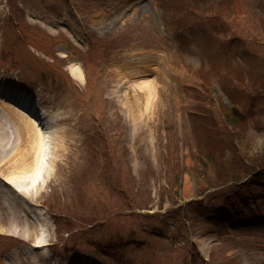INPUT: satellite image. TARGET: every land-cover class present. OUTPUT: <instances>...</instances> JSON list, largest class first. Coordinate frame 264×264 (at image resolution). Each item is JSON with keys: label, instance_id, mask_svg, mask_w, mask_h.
Returning <instances> with one entry per match:
<instances>
[{"label": "rangeland", "instance_id": "rangeland-1", "mask_svg": "<svg viewBox=\"0 0 264 264\" xmlns=\"http://www.w3.org/2000/svg\"><path fill=\"white\" fill-rule=\"evenodd\" d=\"M4 82L61 128L33 175L46 244L0 204V264H264V0H0ZM227 144L244 166L202 163Z\"/></svg>", "mask_w": 264, "mask_h": 264}, {"label": "bare ground", "instance_id": "bare-ground-1", "mask_svg": "<svg viewBox=\"0 0 264 264\" xmlns=\"http://www.w3.org/2000/svg\"><path fill=\"white\" fill-rule=\"evenodd\" d=\"M68 70L73 78L76 80L81 79L82 72L78 63H72L68 66ZM141 84H143V87L148 92L152 93V84L149 85L148 81H143ZM12 86L13 85L7 84L6 82L1 84L0 88L6 89L4 92V97H6V99L12 98L16 100V102L30 105L34 110L39 112L40 116L38 117L40 121L42 116L45 117L49 115L37 98L30 92L17 87V85H14L15 87ZM8 103L9 102L0 98V106L5 111V116L15 128L2 118L0 114V170L5 172L10 168L16 169L20 171L22 176L19 172H15V170L9 171L8 175H4V173L0 171V178L2 182H4V184L0 183V204L11 210V224L18 227L21 225L19 221L21 219V211L25 210V212L28 213L36 225L40 227L38 230L41 232L37 231V229L35 230L36 235L39 232V238L34 241L33 245L35 248L40 249L46 244L47 236L44 231L47 229V223L43 212L33 201L34 189L41 185L40 181H33V175L37 174L41 168L42 151H45L44 149L47 147L45 139L47 137L48 127L51 128L50 133L52 135L59 133V128L61 127L58 126L57 119H55L53 115H51V119L53 120H49V123L46 122L44 123L45 125L42 123V126H38L39 124L41 125V122H39L38 125H34L27 113L20 110L22 108L18 109L14 106H9ZM25 179H27V184L31 186V189L26 188L28 194L31 195V200L28 198L25 199L24 196L23 199H21L20 193L16 187L18 183H24ZM31 257H33V254H31ZM80 264L88 263L81 262Z\"/></svg>", "mask_w": 264, "mask_h": 264}, {"label": "trees", "instance_id": "trees-1", "mask_svg": "<svg viewBox=\"0 0 264 264\" xmlns=\"http://www.w3.org/2000/svg\"><path fill=\"white\" fill-rule=\"evenodd\" d=\"M225 116H227V115H225ZM225 118H227V119H229V124L230 125H232L233 127L235 126L236 127V125L238 126V119H237V116H234V114H233V117H232V115L231 116H229V117H225ZM222 139V138H221ZM231 144V143H230ZM230 144H227V145H225V147H223V146H218L219 148H220V150L218 149V152H221V153H218L217 152V160L215 159V157H216V153L214 152V150L213 149H215V148H213V147H209L207 150H203L202 152V156L201 157H204V158H207V160H202L201 162L203 163V164H206V161L208 162H210L212 165H215V166H217V167H221V168H225V167H233V168H236V169H240L241 168V166H244V164H239L241 161H245L243 158H239V156L237 155V153L233 156V159H229V160H227V157H228V154L225 156V158L226 159H222L221 157H219V156H221L223 153H224V150H225V148L226 147H229V148H227V149H229V150H232V152L234 153V152H236L235 151V144L233 145H230ZM217 147V148H218ZM224 155L225 154H223V157H224ZM254 157V156H253ZM257 157L258 158H260L259 157V155H257ZM250 158L249 160L251 161V162H254V163H256L257 162V160H258V158ZM255 161H254V160ZM250 162V163H251ZM249 163V164H250ZM264 163H259V165H263ZM254 165H257V164H254ZM234 170V169H233ZM255 172V171H254ZM254 172H252V173H254ZM253 176L255 177L256 176V179L258 178V176L259 175H254L253 174ZM236 178H239V176L238 175H235L234 177H233V179H236Z\"/></svg>", "mask_w": 264, "mask_h": 264}]
</instances>
